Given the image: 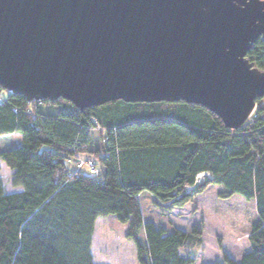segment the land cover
Returning a JSON list of instances; mask_svg holds the SVG:
<instances>
[{
  "label": "trees",
  "instance_id": "16d2710c",
  "mask_svg": "<svg viewBox=\"0 0 264 264\" xmlns=\"http://www.w3.org/2000/svg\"><path fill=\"white\" fill-rule=\"evenodd\" d=\"M246 56L264 70V39ZM255 102L245 123L230 128L182 100L118 98L80 109L0 86V134L21 138L0 150L12 170L6 182L0 177V264H94L100 216L133 242L138 264H193L199 231L177 227L169 213L211 184L222 187L219 197L253 200L256 218L238 259L222 252L223 263L200 264H264V95ZM204 171L210 177L196 183Z\"/></svg>",
  "mask_w": 264,
  "mask_h": 264
},
{
  "label": "water",
  "instance_id": "95a60500",
  "mask_svg": "<svg viewBox=\"0 0 264 264\" xmlns=\"http://www.w3.org/2000/svg\"><path fill=\"white\" fill-rule=\"evenodd\" d=\"M258 37L264 0H0V86L80 109L182 100L236 128L264 95Z\"/></svg>",
  "mask_w": 264,
  "mask_h": 264
},
{
  "label": "rangeland",
  "instance_id": "374dc122",
  "mask_svg": "<svg viewBox=\"0 0 264 264\" xmlns=\"http://www.w3.org/2000/svg\"><path fill=\"white\" fill-rule=\"evenodd\" d=\"M1 94L6 92L2 90ZM20 141L19 132L0 134V150L19 145ZM68 165L75 167V160L71 159ZM11 171L0 162V177L5 182ZM219 190V186L209 185L170 214L175 225L185 230L195 227L199 231L201 242L196 248L193 264L223 263L222 252L239 258L248 247L247 236L256 218L254 201L239 194L222 198L218 196ZM120 232L107 217L97 218L91 242L94 264H138L133 242L126 240Z\"/></svg>",
  "mask_w": 264,
  "mask_h": 264
},
{
  "label": "built area",
  "instance_id": "2783aa9c",
  "mask_svg": "<svg viewBox=\"0 0 264 264\" xmlns=\"http://www.w3.org/2000/svg\"><path fill=\"white\" fill-rule=\"evenodd\" d=\"M83 163H84V161H80V162H78L77 165L80 166V165H82ZM85 165H87V167L89 168V170H90L91 172L94 171V167H93V163H92V161L88 160V162H86ZM205 176L210 177V174H209L208 172H205V171H204V172H200V173H198L197 176H196V183L201 182V181L204 179Z\"/></svg>",
  "mask_w": 264,
  "mask_h": 264
},
{
  "label": "crops",
  "instance_id": "0c3cea01",
  "mask_svg": "<svg viewBox=\"0 0 264 264\" xmlns=\"http://www.w3.org/2000/svg\"><path fill=\"white\" fill-rule=\"evenodd\" d=\"M211 185H216V184H211ZM217 186H219V187H220V190H222V187H221L220 185H217ZM220 190H219V191H220ZM175 208H177V207H175ZM175 208H173V209H175ZM173 209H172V210H173ZM171 212H172V211H171ZM171 212L169 213V218H170V219H171V217H170ZM176 226H177V225H176ZM177 227H179V226H177ZM180 228H181V227H180ZM228 255H229V254H228ZM229 256H230V255H229ZM230 257H232V256H230ZM232 258H233V257H232ZM234 259L236 260V259H238V258H234Z\"/></svg>",
  "mask_w": 264,
  "mask_h": 264
}]
</instances>
